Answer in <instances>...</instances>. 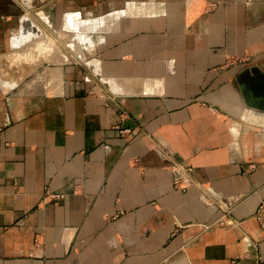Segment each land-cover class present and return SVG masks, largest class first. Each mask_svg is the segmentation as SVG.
Wrapping results in <instances>:
<instances>
[{
  "label": "crops",
  "instance_id": "crops-1",
  "mask_svg": "<svg viewBox=\"0 0 264 264\" xmlns=\"http://www.w3.org/2000/svg\"><path fill=\"white\" fill-rule=\"evenodd\" d=\"M0 264H264V0H0Z\"/></svg>",
  "mask_w": 264,
  "mask_h": 264
},
{
  "label": "built area",
  "instance_id": "built-area-1",
  "mask_svg": "<svg viewBox=\"0 0 264 264\" xmlns=\"http://www.w3.org/2000/svg\"><path fill=\"white\" fill-rule=\"evenodd\" d=\"M115 128L119 129L120 127L116 126ZM121 132L122 133H128L130 131L121 129ZM173 171H174V174H175V181H174L175 185L176 186H180L181 182L186 180V176H189L190 174H192L193 167L188 162L187 163H178V164H175ZM46 197H49V198H51L53 200H58V199H62L63 198V194H60V193H55V194L48 193L46 195Z\"/></svg>",
  "mask_w": 264,
  "mask_h": 264
},
{
  "label": "rangeland",
  "instance_id": "rangeland-1",
  "mask_svg": "<svg viewBox=\"0 0 264 264\" xmlns=\"http://www.w3.org/2000/svg\"><path fill=\"white\" fill-rule=\"evenodd\" d=\"M50 1H51V3H53V1H54V0H50ZM44 5H46V7H48V6H49V4H48V3H46V4H44ZM44 52H45V51H44ZM46 52H47V51H46ZM46 52H45V53H46ZM72 53H74V52H73V50H72ZM89 80L91 81V78H88V81H89ZM92 90H93V89H92Z\"/></svg>",
  "mask_w": 264,
  "mask_h": 264
},
{
  "label": "bare ground",
  "instance_id": "bare-ground-1",
  "mask_svg": "<svg viewBox=\"0 0 264 264\" xmlns=\"http://www.w3.org/2000/svg\"><path fill=\"white\" fill-rule=\"evenodd\" d=\"M38 33V32H37Z\"/></svg>",
  "mask_w": 264,
  "mask_h": 264
}]
</instances>
